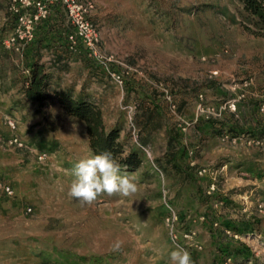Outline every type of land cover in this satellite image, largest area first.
I'll return each mask as SVG.
<instances>
[{"label":"rangeland","instance_id":"1","mask_svg":"<svg viewBox=\"0 0 264 264\" xmlns=\"http://www.w3.org/2000/svg\"><path fill=\"white\" fill-rule=\"evenodd\" d=\"M94 2L111 61L69 47L62 9L30 47L52 88L98 106L122 154L137 152L121 174L138 191L90 205L68 195L75 164L93 156L85 123L54 96L24 98L27 57L3 43L13 18L0 0V134L10 115L33 148L0 144V181L13 189L0 190V264H171L178 248L193 264H264V35L245 28L239 0Z\"/></svg>","mask_w":264,"mask_h":264},{"label":"built area","instance_id":"2","mask_svg":"<svg viewBox=\"0 0 264 264\" xmlns=\"http://www.w3.org/2000/svg\"><path fill=\"white\" fill-rule=\"evenodd\" d=\"M7 13L12 16V29L3 43L10 48L23 55L25 49L36 39L38 29L44 22L52 18L58 9H62L65 13V23L71 26L66 34V40L69 47L76 50L83 49L85 53L95 60L106 64L112 58L103 54L99 48L100 32L97 24L94 22L92 15L95 9L94 0H4ZM23 74L29 73V68L21 62L20 64ZM117 81L122 83L120 74H114ZM27 83V82H26ZM234 108V103H232ZM3 122L9 129L10 134L3 136L0 134V144L22 149H33L19 134L17 133L18 122L10 116L4 115ZM38 159L47 156L46 151L39 150L36 152ZM200 175H210L215 179V172L207 167H199ZM214 185L212 186V189ZM0 190L6 195L13 194L12 187L4 181H0ZM30 208H28L29 210ZM177 214L172 210L167 220H175ZM174 237H176L174 235Z\"/></svg>","mask_w":264,"mask_h":264},{"label":"trees","instance_id":"3","mask_svg":"<svg viewBox=\"0 0 264 264\" xmlns=\"http://www.w3.org/2000/svg\"><path fill=\"white\" fill-rule=\"evenodd\" d=\"M239 1L242 4L243 11L252 22L251 24H245V28L252 34L264 35V0ZM59 10L53 16L54 18L59 15ZM54 20L59 21L57 18ZM49 27L47 26V29ZM63 30L66 39L68 31L65 27H63ZM42 38V36H39L36 44ZM33 53L34 50L30 45L23 52L27 57L26 64L24 65L29 68V73L27 75L23 74L22 88L24 98L31 103L43 106L54 96L68 114L81 119L85 123L93 155L107 151L117 160L121 168L137 167L140 163V157L137 152L130 151L122 154L123 149L118 140V131L116 129H106L100 108L90 101L74 97L69 90L52 88L50 72L46 69L44 63L40 62Z\"/></svg>","mask_w":264,"mask_h":264},{"label":"clouds","instance_id":"4","mask_svg":"<svg viewBox=\"0 0 264 264\" xmlns=\"http://www.w3.org/2000/svg\"><path fill=\"white\" fill-rule=\"evenodd\" d=\"M73 175L68 195L82 204L90 205L103 194L130 197L138 191L135 178L126 173L122 175L120 164L107 151L80 159ZM119 246V243L115 245L117 249ZM170 261L171 264H193L190 252L183 248L173 250Z\"/></svg>","mask_w":264,"mask_h":264},{"label":"crops","instance_id":"5","mask_svg":"<svg viewBox=\"0 0 264 264\" xmlns=\"http://www.w3.org/2000/svg\"><path fill=\"white\" fill-rule=\"evenodd\" d=\"M23 62V61H22ZM10 87V86H9ZM3 98H2V96L0 95V102H1V100H2Z\"/></svg>","mask_w":264,"mask_h":264}]
</instances>
